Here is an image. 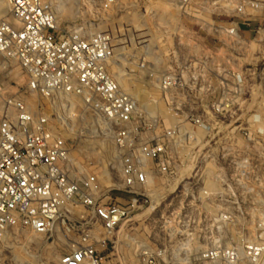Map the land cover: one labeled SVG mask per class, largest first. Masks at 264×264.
<instances>
[{
  "label": "built area",
  "instance_id": "1",
  "mask_svg": "<svg viewBox=\"0 0 264 264\" xmlns=\"http://www.w3.org/2000/svg\"><path fill=\"white\" fill-rule=\"evenodd\" d=\"M249 4L100 0L91 15L115 10L141 19L155 16L159 5L172 13L158 30L140 22L88 35L91 20L61 26L51 1L8 0L0 56L16 63L26 83L19 94L6 95L0 81L1 264H239L237 248L223 241V224L233 223L235 207L245 204L237 190H248L252 170L247 108L234 120L248 101V73L230 67L221 74L199 40L185 41L194 54H182L180 47L188 30L184 20L231 7L238 22L204 19L200 28L224 36L230 55L239 48L245 53ZM157 34H163L161 45ZM1 69L8 65L0 63ZM120 78L148 79L178 128L156 135L161 122L155 101L135 95ZM213 78L216 83L206 81ZM179 96L197 107L177 104ZM255 119L254 124L262 121ZM233 127L249 144L218 151L221 130ZM256 134L262 136L263 128ZM192 143L194 175L182 178L179 213L157 215L149 193L155 176H173L177 148ZM257 144L264 162V144ZM145 223L152 228L143 229ZM172 223L176 242L164 231ZM243 248L250 264L264 262V243Z\"/></svg>",
  "mask_w": 264,
  "mask_h": 264
},
{
  "label": "rangeland",
  "instance_id": "2",
  "mask_svg": "<svg viewBox=\"0 0 264 264\" xmlns=\"http://www.w3.org/2000/svg\"><path fill=\"white\" fill-rule=\"evenodd\" d=\"M53 2L60 11L58 21L61 26H70L73 22L83 21L88 23L91 20V29L88 35L96 34L99 31L105 29L118 30L120 28L129 27L128 25L139 24L142 22L146 27H149L152 31L160 28L158 25H163L166 22V18L172 13L171 8L167 6H160L155 16H141L135 18L133 14L128 16L117 11L109 12V14H102L101 12L91 15L90 10L94 7V4L100 0H47ZM253 4L247 6V12L245 16L248 17L249 27L245 29L244 38L250 42L248 50L244 53L243 48H239L234 54L230 55L228 47L224 42L225 37L222 35H214L207 27L201 29L200 25L207 21L214 20L216 24H232L238 22V16L233 12V8H221L219 10L211 9L213 16L205 13L203 16L197 18H189L183 21L185 27L188 29L187 33L183 36V46L180 47L182 54H194V49L189 47L186 40H199L198 42L203 45L200 50L204 53L213 54L214 63L219 66V72L224 75V71L230 67L236 68L238 71L248 73L246 77L245 86H248L249 94L247 95L248 101L243 106V112L238 111L237 116H234V120L240 117L244 112V107L248 110L246 118L251 119V139L254 141L250 143V149L253 153L252 156V170L250 179L248 180V190L241 191L238 187V194L240 198L246 197L245 204H241L240 207H235V221L233 223L223 224L225 233L227 234V240L230 245L237 248L240 254L239 264H250L244 257L243 245L250 244H263L264 243V162L259 159L257 141L260 140L261 144H264V134L262 136L257 135L258 129L264 130V0H249ZM95 2V3H94ZM79 9V12H78ZM209 15V18L206 16ZM92 16H95L96 21L92 22ZM105 19H102V18ZM144 17V18H142ZM173 18H177L174 13ZM10 18V11L8 0H0V21ZM205 19V22L203 21ZM164 26V25H163ZM259 32V34H257ZM158 38L156 43L160 45L163 42V34H157ZM167 44L170 42L168 37ZM229 56V57H227ZM228 59L231 62H228ZM0 63H6L8 70H0V81L5 84L7 91L6 95L19 94L22 87L26 83V79L21 74L20 69L16 63L8 61L0 56ZM121 85L126 89H129L135 95L147 99L148 101H155L154 104L157 107L161 124L155 129L156 135L162 136L165 128L173 130L178 128V120L173 117L174 112H171L165 105L163 95L151 84L146 78H131V79H119ZM210 81L212 84L217 80L213 78ZM200 82V81H199ZM177 104L183 103L188 109L196 108V101H189L184 99L183 96L177 97ZM243 101V100H241ZM240 101V102H241ZM175 115V114H174ZM2 117V110L0 107V119ZM255 118H260L261 123L254 124ZM189 128V127H188ZM233 128L223 129L219 134L221 141H218V151L222 146L232 145L237 148L238 146L249 144L243 142L238 131ZM196 149V144L192 143L186 148H177V168L175 174L171 177H163L156 175L155 187L149 189V193L152 195V199L157 203L156 211L157 215L175 216L179 213L180 202L183 199L181 194V183L183 176L191 177L194 175L195 159L192 152ZM210 150L215 151L216 147H212ZM183 163V166L181 164ZM210 166V165H209ZM211 167V166H210ZM181 168L184 170L181 171ZM212 188V186H210ZM115 197H122L121 194H115ZM247 197H249L247 199ZM126 199V196L123 197ZM158 204H161L158 205ZM149 213H146L147 216ZM143 229L152 228V223L142 224ZM148 225V226H147ZM164 231L171 235V238L167 236V240L171 242L178 241L174 236L176 229H174V223L166 225ZM222 240V239H221ZM205 247V243L202 244ZM0 260V264H1ZM204 264H224L223 262H204ZM264 264V262L260 263Z\"/></svg>",
  "mask_w": 264,
  "mask_h": 264
},
{
  "label": "bare ground",
  "instance_id": "3",
  "mask_svg": "<svg viewBox=\"0 0 264 264\" xmlns=\"http://www.w3.org/2000/svg\"><path fill=\"white\" fill-rule=\"evenodd\" d=\"M59 11H61V10H59Z\"/></svg>",
  "mask_w": 264,
  "mask_h": 264
}]
</instances>
